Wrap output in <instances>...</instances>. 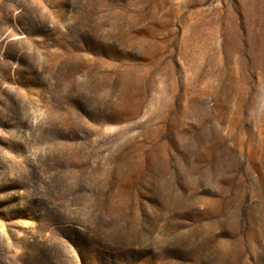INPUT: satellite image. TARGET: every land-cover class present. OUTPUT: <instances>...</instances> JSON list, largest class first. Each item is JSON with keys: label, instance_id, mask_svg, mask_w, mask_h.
Wrapping results in <instances>:
<instances>
[{"label": "rangeland", "instance_id": "obj_1", "mask_svg": "<svg viewBox=\"0 0 264 264\" xmlns=\"http://www.w3.org/2000/svg\"><path fill=\"white\" fill-rule=\"evenodd\" d=\"M0 264H264V0H6Z\"/></svg>", "mask_w": 264, "mask_h": 264}, {"label": "built area", "instance_id": "obj_2", "mask_svg": "<svg viewBox=\"0 0 264 264\" xmlns=\"http://www.w3.org/2000/svg\"><path fill=\"white\" fill-rule=\"evenodd\" d=\"M6 0H0V7Z\"/></svg>", "mask_w": 264, "mask_h": 264}]
</instances>
